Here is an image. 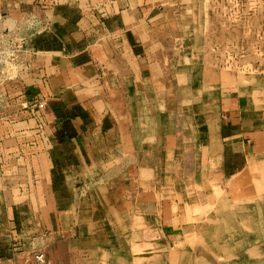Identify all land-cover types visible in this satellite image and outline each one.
Instances as JSON below:
<instances>
[{"label":"crops","instance_id":"obj_1","mask_svg":"<svg viewBox=\"0 0 264 264\" xmlns=\"http://www.w3.org/2000/svg\"><path fill=\"white\" fill-rule=\"evenodd\" d=\"M198 1L0 0L48 21L0 128V264L195 262L219 196L264 193V88L204 60Z\"/></svg>","mask_w":264,"mask_h":264},{"label":"rangeland","instance_id":"obj_2","mask_svg":"<svg viewBox=\"0 0 264 264\" xmlns=\"http://www.w3.org/2000/svg\"><path fill=\"white\" fill-rule=\"evenodd\" d=\"M199 1L203 17H208L202 39L206 48L204 60L230 77L251 83L254 88H264V0ZM1 11L0 128H3L6 121L16 119L15 114L36 108L38 104L34 98L21 97L31 93L23 81L32 72L33 39L48 26V21L44 11L43 18L38 14V6L10 13ZM251 201V205L243 204L241 199L219 196L214 203L216 213L209 218L218 228L206 230L203 239L193 235L188 238L187 252L197 260L188 259L186 264H264V193ZM255 206L262 208L261 216L248 215L247 207ZM13 242L17 244L18 239ZM180 247H172V251ZM26 252L30 257L37 252L44 254L35 246Z\"/></svg>","mask_w":264,"mask_h":264},{"label":"built area","instance_id":"obj_3","mask_svg":"<svg viewBox=\"0 0 264 264\" xmlns=\"http://www.w3.org/2000/svg\"><path fill=\"white\" fill-rule=\"evenodd\" d=\"M33 258L36 262V264H44L45 263V257L42 252H37L33 255Z\"/></svg>","mask_w":264,"mask_h":264},{"label":"bare ground","instance_id":"obj_4","mask_svg":"<svg viewBox=\"0 0 264 264\" xmlns=\"http://www.w3.org/2000/svg\"><path fill=\"white\" fill-rule=\"evenodd\" d=\"M264 219V218H263Z\"/></svg>","mask_w":264,"mask_h":264}]
</instances>
